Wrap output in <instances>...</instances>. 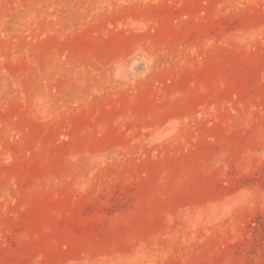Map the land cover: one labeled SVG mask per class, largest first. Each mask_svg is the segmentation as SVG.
I'll list each match as a JSON object with an SVG mask.
<instances>
[{"label":"rangeland","instance_id":"1","mask_svg":"<svg viewBox=\"0 0 264 264\" xmlns=\"http://www.w3.org/2000/svg\"><path fill=\"white\" fill-rule=\"evenodd\" d=\"M0 264H264V0H0Z\"/></svg>","mask_w":264,"mask_h":264}]
</instances>
